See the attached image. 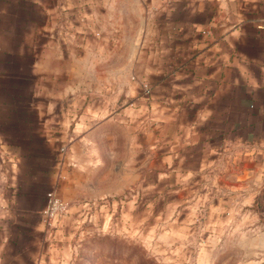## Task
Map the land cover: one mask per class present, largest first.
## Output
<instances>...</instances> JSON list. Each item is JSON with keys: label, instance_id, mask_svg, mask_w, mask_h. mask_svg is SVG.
Instances as JSON below:
<instances>
[{"label": "crops", "instance_id": "crops-1", "mask_svg": "<svg viewBox=\"0 0 264 264\" xmlns=\"http://www.w3.org/2000/svg\"><path fill=\"white\" fill-rule=\"evenodd\" d=\"M110 158L211 242L199 263L236 239L222 264H264V225L235 224L264 186V0H0V264H46L49 191L121 193Z\"/></svg>", "mask_w": 264, "mask_h": 264}, {"label": "rangeland", "instance_id": "rangeland-1", "mask_svg": "<svg viewBox=\"0 0 264 264\" xmlns=\"http://www.w3.org/2000/svg\"><path fill=\"white\" fill-rule=\"evenodd\" d=\"M116 144L113 141L109 147L114 150ZM120 148L126 155L125 146ZM94 152L93 149V158ZM115 163L111 158L108 161V185L115 184L121 172V193L75 202L61 198L66 212L60 216L62 226L51 230L52 244L44 250L46 264H203L197 258L212 255L211 242L203 239L201 233L185 232L187 218L170 217L168 202L149 199L144 186L132 185L133 171L120 170ZM91 171L92 188L98 189L104 170L93 161ZM253 192L257 193L255 199L237 203L235 224H247L252 235L257 236L264 225V186L255 187ZM201 219L191 218V224H199ZM215 252L217 258L212 264H222L229 255H239L238 243L236 239L235 243L222 242Z\"/></svg>", "mask_w": 264, "mask_h": 264}, {"label": "built area", "instance_id": "built-area-1", "mask_svg": "<svg viewBox=\"0 0 264 264\" xmlns=\"http://www.w3.org/2000/svg\"><path fill=\"white\" fill-rule=\"evenodd\" d=\"M65 149H62L64 151ZM66 212V206L61 198L53 191L46 194V205L42 215L47 224H52Z\"/></svg>", "mask_w": 264, "mask_h": 264}]
</instances>
